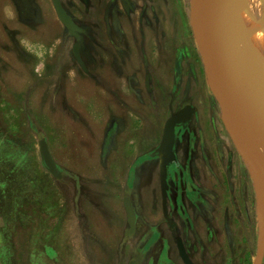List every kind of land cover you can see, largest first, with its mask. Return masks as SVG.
Returning <instances> with one entry per match:
<instances>
[{
	"label": "rangeland",
	"instance_id": "obj_1",
	"mask_svg": "<svg viewBox=\"0 0 264 264\" xmlns=\"http://www.w3.org/2000/svg\"><path fill=\"white\" fill-rule=\"evenodd\" d=\"M61 1L82 33L65 28L51 0H0V264H129L136 259L160 264L169 258L167 264H183L177 234L163 223L157 165L147 155L157 147L168 119L186 105L195 108V116L179 135L181 157L192 154L196 166L203 156L210 157L216 169L209 175L210 189L237 199V224L226 223L227 232L222 230V240L220 235L213 239L201 263L253 264L264 196L209 88L191 28V0ZM232 1L231 28L243 21L238 0ZM247 7L264 22V0H250ZM115 12L120 14L114 21ZM75 45L87 71L75 59ZM133 76L139 81L132 89L141 92L147 138L142 147L132 148L125 163L116 157L113 141L103 161L99 135L108 129L106 107L112 105L114 89L125 99L134 97L127 88ZM146 77H151L148 85ZM237 83L242 89L243 83ZM96 99L105 104L99 116L106 119L103 124L89 108L92 101L98 105ZM42 139L64 170L61 180L43 166ZM227 162L232 169H226ZM126 196L139 217L133 235ZM242 200L249 205V234L240 216L245 215ZM217 220L212 227L219 230L223 224L224 229L223 219ZM160 230L157 241L153 238Z\"/></svg>",
	"mask_w": 264,
	"mask_h": 264
},
{
	"label": "water",
	"instance_id": "obj_2",
	"mask_svg": "<svg viewBox=\"0 0 264 264\" xmlns=\"http://www.w3.org/2000/svg\"><path fill=\"white\" fill-rule=\"evenodd\" d=\"M60 22L72 34L83 32L67 12L61 0H51ZM208 0H191L190 23L204 64L209 88L220 106L222 121L226 131L232 139L237 151L255 175L264 196V154L259 150L254 140V132L261 134L264 141V111L261 102L251 106L241 96V87L229 65V43L231 39L232 0H212L215 3V13L210 23H206L203 11ZM77 63L87 71L80 55L79 46L73 47ZM193 115L190 106L170 118L165 125L160 147L151 154V157L161 159L160 179L163 194V211L165 218L172 226L168 216V167L175 161L174 147L176 142V128L187 127ZM39 152L45 169L57 180L63 178L60 166L55 161L48 142L45 139L39 142ZM124 208L129 224V234L137 230L138 215L132 199L128 196L123 199ZM178 250L184 264H194L187 253L181 239L178 240ZM264 259V221L260 227L257 254L253 264H262ZM129 264H138L132 260Z\"/></svg>",
	"mask_w": 264,
	"mask_h": 264
},
{
	"label": "flooded vegetation",
	"instance_id": "obj_3",
	"mask_svg": "<svg viewBox=\"0 0 264 264\" xmlns=\"http://www.w3.org/2000/svg\"><path fill=\"white\" fill-rule=\"evenodd\" d=\"M112 2L117 3V0H114ZM118 14L120 13L115 12L113 14L114 21L116 19L117 20L119 19L117 17ZM114 38H115V35H113L112 40H114ZM112 46L116 48L115 41H113ZM79 52H80L81 57H83L82 56L83 53H81L80 48H79ZM84 63L87 68L88 64L85 61ZM108 63L110 64L111 61H108ZM179 63L180 62H177L178 67H179ZM112 64H113L112 66L115 67V63H112ZM150 78L151 77L145 78L146 85L149 84ZM121 79H125V78H121ZM138 82L139 81H138L137 76L127 78L128 90L131 89V91H133L132 89L133 84L138 83ZM134 92L136 93L135 95H138V96L141 93L137 89H134ZM187 106H190L193 109V115L187 127L185 128L177 127L176 128V142H175V147H174L175 161L172 163L171 166L168 167L167 208H168V216L173 226L170 223H168V221L165 218L164 211H163V194H162L161 179H160L161 159L159 157H154V158L151 157V154L154 151H156L161 145L165 126H164V129L161 130L162 134H161L160 141L157 147L150 154L147 155V158L155 161L157 165L160 192H161L159 204H160L161 212L164 217L163 223H165V225L168 226L172 232H175V234H177L176 235L177 237L175 239V247H176V251H177L179 259L182 261L180 254H179L178 245H177L178 240L181 239L193 263L202 264L201 260L203 259L206 260L207 259L206 254L208 256L209 253L211 252V249L213 247L212 246L213 239L214 238L216 239V237L219 238V235H220V240H222V237H221V234L223 232L222 230H225V231L227 230L226 223L228 227H231V224L232 225L237 224L236 221L238 220V217L236 216L237 214L235 211L236 205H234L237 202V199L232 194H230V197L225 196V195L223 196L222 193L217 194L216 191H212L210 189L211 186H210L209 175H211L212 171L214 170L216 171L214 165L211 164L210 157L205 155L202 158H200L201 165H198V166L192 165V163L195 161L194 159L195 157H193L192 154L188 153L187 157L185 158L181 157L182 155L179 153V145H180L179 135L182 133H186L189 130V127L195 116V108L192 105H186L185 107ZM183 109L178 111L175 115L180 113ZM189 144H190L189 147H192L193 141H190ZM195 149L193 150V153ZM228 168H231V169L233 168V166L231 165V162L230 163L227 162L226 169ZM227 202H229L230 206L232 207V210H230L231 211L230 214L227 212L228 210L226 209V206H228ZM241 204H243L242 208L245 214L243 215L241 213L240 215L242 217V224L246 227L247 234H249L250 221L248 218L247 209L245 208V206L248 208L249 205H248V202L246 204L245 202H243V200ZM219 218L223 219L224 221V224H225L224 229L222 227L223 224L219 226V228H221L219 230H218V227L215 225V224H218L217 219ZM138 220H139V217H138ZM212 221H214L215 223L213 224V227H212ZM137 224H138V221H137ZM241 226L242 225L240 224V227ZM253 226L254 224L252 225V228ZM161 232H162L161 230L158 231L157 237H154L153 239L157 238V241H159L160 238H162L163 236L161 235ZM168 242L169 240L165 239V243H168ZM217 242L218 241H215V245H217Z\"/></svg>",
	"mask_w": 264,
	"mask_h": 264
},
{
	"label": "bare ground",
	"instance_id": "obj_4",
	"mask_svg": "<svg viewBox=\"0 0 264 264\" xmlns=\"http://www.w3.org/2000/svg\"><path fill=\"white\" fill-rule=\"evenodd\" d=\"M249 2L250 0H238L243 12V21L240 23L235 19L236 23L231 28L229 65L233 74L238 72L242 76L236 79L237 82L243 83L240 93L243 99L251 106L255 105L258 99L264 111V22L259 20L257 14L247 12ZM214 13L215 3L208 0L203 11L206 23L211 22ZM253 135L257 147L264 154V141L261 134L255 131Z\"/></svg>",
	"mask_w": 264,
	"mask_h": 264
},
{
	"label": "crops",
	"instance_id": "obj_5",
	"mask_svg": "<svg viewBox=\"0 0 264 264\" xmlns=\"http://www.w3.org/2000/svg\"><path fill=\"white\" fill-rule=\"evenodd\" d=\"M132 83V81H131ZM116 82L113 83V86L116 87ZM119 89L116 91L114 89V94L111 95V101L109 103H112V105H108L107 108V124L108 129L106 130V133L104 136L102 133L99 135L100 140H103V153H102V160L106 161L108 159V148L110 147L111 143L113 141H116L114 144V148L117 149L116 157L119 160L123 159V162L125 163L127 160L129 161L131 159L132 148L135 149L142 147V141H145L147 138V131H146V125L144 124V110L142 105V99L135 95L136 93L133 91L128 90L129 96L134 95L133 98H127L125 99L124 96L122 97L121 93H117ZM125 91V89H124ZM105 102V100H103ZM92 101V106H89L90 109H92V113L94 114L95 118H98L99 123L103 124L106 119L102 118L99 119V116H102V111L106 108L105 104L102 105L99 103L98 99H96V102L98 105H94ZM92 115V114H91ZM122 116L124 119H122ZM125 125H127L129 128V132H126ZM140 131L141 134L139 136H131L130 133H135ZM127 134V135H126ZM128 134L130 136H128ZM133 135V134H132ZM127 136V137H126ZM124 140V141H123ZM118 141H120L118 143ZM113 144V143H112ZM138 150H136L137 152ZM141 155H138L140 157ZM45 168V167H44ZM63 177L65 176L64 170L60 167ZM160 260V259H159ZM172 260L169 258L165 261V259L160 260V264H167L170 263L169 261ZM183 263V262H182ZM138 264L139 260H138Z\"/></svg>",
	"mask_w": 264,
	"mask_h": 264
},
{
	"label": "trees",
	"instance_id": "obj_6",
	"mask_svg": "<svg viewBox=\"0 0 264 264\" xmlns=\"http://www.w3.org/2000/svg\"><path fill=\"white\" fill-rule=\"evenodd\" d=\"M41 206V205H40ZM42 208V207H41Z\"/></svg>",
	"mask_w": 264,
	"mask_h": 264
}]
</instances>
